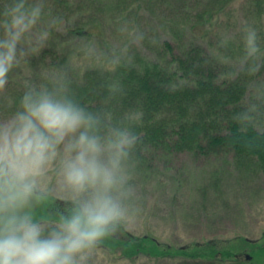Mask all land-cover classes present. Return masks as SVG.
I'll use <instances>...</instances> for the list:
<instances>
[{"label": "trees", "instance_id": "16d2710c", "mask_svg": "<svg viewBox=\"0 0 264 264\" xmlns=\"http://www.w3.org/2000/svg\"><path fill=\"white\" fill-rule=\"evenodd\" d=\"M239 1L257 23V51L244 52L238 59L243 65L234 67L209 38L220 19L226 15L232 19V8ZM21 3L28 19L38 10L35 21L43 25L46 37L28 45L35 77L17 84L19 77L9 76L0 89L11 93L8 113L13 118L24 112L26 93L34 99L48 95L71 102L92 117L83 132L97 137L100 144L118 143L120 134L134 138L123 152L147 174L183 155L205 160L233 156L264 171V0H215L199 9L193 0H47L39 5L34 0H0V47L10 27L9 14H15L13 7ZM145 13L151 23L163 24L156 39L140 38L137 31L130 48L106 43L94 51L105 20L126 25L135 21L140 28ZM82 41L87 49L73 51L74 44ZM92 51V62L85 64ZM255 98L252 109H247L245 102ZM79 203L36 187L30 203L18 214L42 224L47 237L59 230L62 216L70 217ZM230 241L205 236L172 241L151 233L134 234L119 220L83 252L101 250L132 263L146 259L169 264H248V254H256L264 233L258 240L238 237L233 246Z\"/></svg>", "mask_w": 264, "mask_h": 264}, {"label": "rangeland", "instance_id": "374dc122", "mask_svg": "<svg viewBox=\"0 0 264 264\" xmlns=\"http://www.w3.org/2000/svg\"><path fill=\"white\" fill-rule=\"evenodd\" d=\"M45 1L47 0H34L37 5ZM214 1L193 0V3L199 9L204 6L203 4ZM231 12L232 19H228L227 15L224 20L220 19L209 39L214 44L216 52L230 60L234 67H238L243 65L238 59L249 50L248 36L254 33L256 39V21L242 1L236 3ZM150 19L149 13H145L144 18L139 21L140 28L135 21L126 25L115 20L107 22L105 20L102 26V39L95 40L94 51L105 47L106 43L116 45L117 48H130L128 46L131 45L137 31L140 38L146 36L149 40L156 39L163 24L151 23ZM133 29L136 31L133 32ZM45 37L44 27L39 21H35L22 33L16 45L14 66L8 74V77H19L17 84H26L33 76L32 67L28 63L30 54L28 45L39 44ZM87 47V42L82 41L74 44L72 50L82 53ZM3 51L5 49L1 46L0 52ZM94 51L90 53L85 64L92 62ZM24 57L25 60H21ZM10 94L6 90L0 91V125L16 118L8 113L12 104L8 97ZM255 94L259 96L257 91ZM256 100L249 99L245 102L247 109H252V104L256 103ZM81 132L83 127L74 136L67 138L66 143L68 140L78 139ZM115 144H100L101 160L105 164L110 157L116 155L118 150L109 147ZM70 155L74 156L75 152L69 154L65 151L64 145H61L57 155L46 165L44 175L38 178L37 187L42 192H48L60 199L82 202L91 198L96 190L89 188L84 192H78L66 183L64 163ZM116 175L117 183L109 194L121 206L123 216L120 220L124 221L127 229L134 234L151 233L159 238L169 237L172 241L186 242L199 239L200 236L209 239L218 237L222 240H231L232 246V240L241 236L250 240L262 238L264 171L256 164L239 162L233 156L205 160L183 155L160 165L153 174H147L144 169H136L125 155H121ZM75 259L77 264H169L150 263L146 259L136 263L117 260L101 250L82 252ZM247 260L248 264H264V242L256 248V254L253 252L248 254Z\"/></svg>", "mask_w": 264, "mask_h": 264}, {"label": "clouds", "instance_id": "9594fccd", "mask_svg": "<svg viewBox=\"0 0 264 264\" xmlns=\"http://www.w3.org/2000/svg\"><path fill=\"white\" fill-rule=\"evenodd\" d=\"M23 8L22 3L17 4L12 9L15 14H9L10 27L2 42L5 51L0 52V89L14 66L17 42L38 14L37 10L28 19ZM247 45L250 55L257 51L254 33L248 36ZM22 103L24 112L0 125V264H77L75 257L105 236L123 216L120 204L109 193L117 183L119 157L126 155L123 149L134 138L120 134V141L109 145L118 151L105 164L97 137L87 131L66 143L92 122L82 109L48 95L34 99L31 93L25 94ZM61 145L67 153L75 152L64 163L66 183L78 192L96 191L80 202L70 217L62 216L59 230L45 237L42 224L18 212L30 203L38 178Z\"/></svg>", "mask_w": 264, "mask_h": 264}]
</instances>
